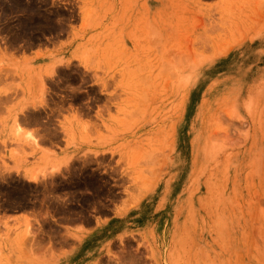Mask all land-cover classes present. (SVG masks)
I'll return each instance as SVG.
<instances>
[{
	"label": "rangeland",
	"instance_id": "1",
	"mask_svg": "<svg viewBox=\"0 0 264 264\" xmlns=\"http://www.w3.org/2000/svg\"><path fill=\"white\" fill-rule=\"evenodd\" d=\"M144 2L0 0V264H264V21L190 70L158 175L130 138L126 92L141 67L126 61L124 20ZM213 117L228 139L218 125L199 135Z\"/></svg>",
	"mask_w": 264,
	"mask_h": 264
},
{
	"label": "bare ground",
	"instance_id": "2",
	"mask_svg": "<svg viewBox=\"0 0 264 264\" xmlns=\"http://www.w3.org/2000/svg\"><path fill=\"white\" fill-rule=\"evenodd\" d=\"M196 2L145 0L141 11L138 12L137 22H133L131 14L126 15L127 20H124L126 23L123 49L124 53L130 55L126 61L136 65L133 67L139 66L142 69H139L141 74L137 77L138 80L134 78L135 82L132 81V85L126 87L128 101L133 103L134 111L140 118L139 128L130 138H136L135 144H139V149L148 159L146 162L151 166L153 173H157L155 166L160 167L158 175L161 174L162 167L169 168L168 164H172L171 159L177 151L179 129L189 98L188 91L193 86L190 70H193L194 74L205 67L217 66L239 51L240 46L235 43L237 35L250 24L260 19L264 21V0H218L214 8H203ZM109 84L111 87V83ZM109 84L106 83V86ZM108 97V100L105 99L111 103L114 97L112 94ZM200 124L199 135L202 137L208 132L212 133L213 127H221L218 121H214V117L208 123L200 119ZM218 130L227 131V128L221 127L215 133ZM215 133L212 139L216 143L219 140L218 134L229 138L228 134L226 135L229 131H224L226 136L223 132H217V135ZM226 139L223 141L222 138L221 142L225 143ZM203 143L205 146L201 145L199 149L207 153L209 146L212 147L210 139L203 140ZM208 224L210 223H206L207 227Z\"/></svg>",
	"mask_w": 264,
	"mask_h": 264
},
{
	"label": "crops",
	"instance_id": "3",
	"mask_svg": "<svg viewBox=\"0 0 264 264\" xmlns=\"http://www.w3.org/2000/svg\"><path fill=\"white\" fill-rule=\"evenodd\" d=\"M32 58L36 59L37 58V55L36 56L35 55H32ZM29 132H30V130L28 131V133ZM33 135H36V134L33 133ZM97 227L98 228H95L93 232H95L96 230L98 231L99 229H103L106 232L107 231L106 228L109 227V222L108 223H105L103 225H100L99 224V226H97ZM99 231H101V230H99ZM93 232H91V233H93ZM109 233H111V229L109 230Z\"/></svg>",
	"mask_w": 264,
	"mask_h": 264
}]
</instances>
